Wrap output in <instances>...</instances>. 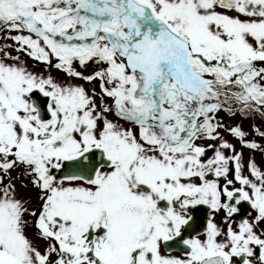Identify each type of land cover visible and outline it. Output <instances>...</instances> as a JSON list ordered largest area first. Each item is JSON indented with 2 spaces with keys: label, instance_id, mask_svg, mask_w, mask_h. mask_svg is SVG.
<instances>
[{
  "label": "snow or ice",
  "instance_id": "6c2138e0",
  "mask_svg": "<svg viewBox=\"0 0 264 264\" xmlns=\"http://www.w3.org/2000/svg\"><path fill=\"white\" fill-rule=\"evenodd\" d=\"M0 264H264V0H0Z\"/></svg>",
  "mask_w": 264,
  "mask_h": 264
}]
</instances>
